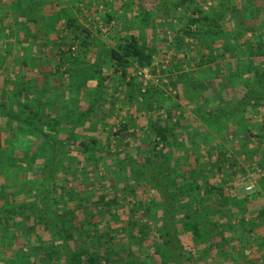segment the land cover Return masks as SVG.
<instances>
[{
    "label": "trees",
    "instance_id": "obj_1",
    "mask_svg": "<svg viewBox=\"0 0 264 264\" xmlns=\"http://www.w3.org/2000/svg\"><path fill=\"white\" fill-rule=\"evenodd\" d=\"M147 1L157 3L156 7L171 8L169 15L172 16H175L180 7L187 9L195 2V0ZM259 1L260 3L255 5L251 22L242 21L241 18L236 19V17L239 16V12L242 13L246 9L244 8L245 3L254 6L256 0H216L217 5L224 6V10L232 14L231 23L225 21L224 16L221 19L215 17L210 21L209 30L202 29V27L198 30L197 26L195 29H191L189 27L191 24H200L203 18L210 17L208 14H205V17H196L195 14L202 11L195 8L196 10L194 9V13L188 19L184 29L179 28L178 25L173 29V33L177 32V34L175 33L176 50L178 53L183 51L184 58L182 61L173 60V65L168 67V71H173L176 75L175 80L171 78L172 83L177 88L181 86L187 91L192 89L191 94L186 95V99L192 105L193 113H200V119L203 118L207 124H211V130L225 139L222 144L220 142L212 143L210 138L214 139L215 136L209 134V131L191 137L195 134L194 129L195 132L198 131V126L191 123L192 121L187 124L183 123L186 118L194 119L191 114L185 117L184 113H180L177 120L173 122L172 110L178 109L180 104L169 99L160 87L149 85L145 91H142L137 76H133L127 81V77L131 74L130 69L135 66L134 64L137 63L138 67L150 66L157 51L155 46L143 42L139 32L131 30L118 40H111V44H108L100 41L87 27H83L78 33L75 29L76 21L65 10L56 7L60 6V2L57 0L51 2L53 4L50 6L52 7L49 12L50 16L43 14L39 17L31 16V10L37 4L36 1L30 0V6L26 10L23 9L27 6L24 0L11 2V6L22 11L26 17L20 25L23 35L20 34L19 41L16 45L14 44L16 47L13 56V58L15 57L14 62L20 67H22V63L25 66L28 65L29 60L32 63L31 67H40L43 63L49 67L52 66V71L44 72L45 79H48L49 73H51V78L54 76L56 82L59 81V87L60 84L62 87L52 85V80L49 78L46 83L47 87L44 89L47 91H51V88H53L52 90L68 89L71 91L68 92L69 100L66 102L64 100L66 113L55 114L56 124L53 129H50V132L43 126L38 127L34 121L35 118L40 117L36 110L32 109L27 113L29 119L33 117V120H30L32 127L28 129L30 134L27 140L28 146L32 148L33 144L38 142L34 153L28 158L32 162L31 166L35 165L33 170L38 171V174L27 175V179L21 182L26 190L31 189V192H28L29 195L25 192V195L31 198L29 206L21 204L18 199H16L17 201L13 200L14 195L12 191L7 190L6 186L0 189V205L4 201L3 206H6L4 207L6 211L0 209V243L12 251V254L10 251L7 252L11 255L7 257V253L3 254V250H0V264H112V257L122 253H125L126 260L130 264H242L244 256L239 255L241 254L239 246L236 249H227L230 242L227 243L226 239L229 237L228 233L232 231L231 221L235 216L231 215V218L228 215L229 209L237 208L242 216V228L247 232L254 230L255 233L257 226L250 229L249 222L253 219L255 222L264 219V208L248 213L245 206L248 194L239 195L240 197L225 194L227 187L236 192L233 177L237 173V169L240 168L239 162L234 158L229 159L227 153L230 142V145L237 148L236 153L251 152L255 156L257 165L261 164L260 166L264 169V118L261 121L254 119L255 114L264 108V66L261 67L253 57L256 54L264 56V0ZM139 3L143 14L149 15L152 12L151 8L149 11L146 4ZM125 4V9L129 10L130 8L132 11L134 7L130 4L127 5V2ZM255 13L261 14V16ZM144 17L145 20L148 19V16ZM113 18L110 15L107 20ZM128 21L135 24L137 18L134 19V16H130ZM162 21L171 23L172 18L162 19ZM3 22H8V15L5 13ZM36 23H38V27L35 26ZM171 24L174 25V23ZM59 25L66 33L63 36H58L59 41H54L49 38V35L55 31L58 32L57 26ZM5 28L0 25V67L7 61L6 55L10 52L7 48L10 42L8 40L5 44L2 42L6 35ZM247 31L253 32V38L245 37ZM167 33L169 34V30ZM187 35L194 37L193 41H200L203 44V49L197 50L196 53L191 50L193 42L184 40ZM256 38H259L258 46H256ZM38 42L46 45L50 43L48 47L53 44L59 45V58H54L51 53H47L46 59H43L39 54L37 58L30 57V55H35L30 51L37 47ZM77 42L80 44L77 45ZM63 46L67 49H62ZM96 46L99 51H96L98 56L94 61L92 55ZM20 51L24 52L23 56L18 53ZM218 59L220 61H217ZM183 63L192 68L183 69ZM104 64L109 66V71H103ZM203 65L206 67L203 68ZM63 67L65 69L62 71ZM212 69L215 73L208 76ZM114 77H117L119 81H126L130 90H135L136 93L138 91L144 101L142 104L146 103L143 107L145 114L148 113L146 111L155 107V103H159L158 111L167 100L168 104L170 101L172 103L168 107V118L163 119L159 112L152 115L151 118H147V127L150 132L146 136L147 138L142 141L143 145L149 144V146L137 150V155L128 152L123 154L118 151L113 155V159L117 162H115L116 170L114 171H121L125 176H128L129 181L130 178L135 179V182H140V179H143L142 181L150 185L158 195L154 197V207L149 200L143 201L146 213L149 214L153 209L158 218L155 225L148 224L149 227L146 228L133 223L124 226L123 230H120L119 226L117 227V223L122 221L120 216H122V210L124 211L122 208L125 207V204L119 201L116 194L107 199L106 195H96V192H93L96 196L91 199L90 194L83 198L79 192L80 188L90 180L88 172L89 166L93 165L91 162L98 160L95 152L93 153L91 150L107 151V146L104 148L100 138L94 135L96 133L92 134L96 125L93 128L85 126L91 113L84 109L80 103L91 104L88 109L93 110V103L99 101L107 83ZM227 79L232 80V86H225ZM64 81L67 88L63 85ZM112 88L114 89V87ZM210 88H214L215 91V95L212 97L208 92ZM222 94L223 96H220ZM224 99L233 101V106L228 107L227 101ZM56 100L59 101V99L48 97V105L56 104L55 107L51 106L48 109H54L56 112L61 110V106L57 104L59 102ZM213 100L217 102L211 104ZM73 103L80 105L78 117L74 120H72V113L76 107H73ZM43 116H47V113H44ZM61 116L70 125L68 129L58 126ZM129 131L132 135L135 134L126 121L123 123L120 133L129 134ZM227 131L228 134L233 133L238 144H235L233 139L226 138ZM63 132L67 133L65 139L60 138V133ZM185 132L186 135H183L182 133ZM153 134V140H149ZM179 137L182 139L179 140ZM76 143L81 147L82 153H76L71 157ZM160 143H163V149L166 150V146H169L170 149L163 152V149L158 148ZM3 144L0 132V150L3 148ZM98 145L100 147H97ZM189 145L195 147L194 159L188 155ZM49 149L53 150L52 155L46 157V150ZM182 152L185 153L183 157H185L187 166L182 163L181 155H177ZM108 155L111 157L110 151ZM81 157L84 159V165L79 171L71 164L74 162V158L76 163H80L79 158ZM17 160L24 161L22 158ZM136 160L137 164L134 165ZM42 162L44 164L42 168L41 166L40 169L39 166L36 167L37 163L41 164ZM66 162L69 163L66 168L59 165ZM21 166L23 167L18 166L19 169L26 168L27 163H23ZM60 172L67 174H65L66 181L82 178V182L78 185V191L72 189L70 192L66 191L65 184L58 181L57 175ZM167 178H169L168 184H166ZM200 178L202 181L198 182ZM262 183L264 185V180ZM47 185L48 190L45 189ZM132 186L129 185L128 190L136 196V187ZM127 195L125 194V196ZM70 203L79 204L81 209L72 208ZM215 203L222 206V211L227 212L226 216L222 217L218 214L220 219L215 217L220 209L211 207V204ZM63 205L71 207L70 210H63ZM138 208L139 206L135 204L131 211L136 212ZM160 223L164 225L160 226ZM170 224H173L174 228L166 230V226ZM41 232H47V236H41ZM182 234L191 237L194 242L198 241L199 249H195L196 242L192 249H188L183 243ZM169 236L171 237L169 238ZM173 237L175 246L180 249L179 256L172 252L174 247L171 238ZM260 239L259 236L255 241ZM126 240L127 244H124ZM17 245H20V248L16 249ZM24 245L29 246L25 252L22 248ZM134 251H137L135 253L138 256L132 255Z\"/></svg>",
    "mask_w": 264,
    "mask_h": 264
},
{
    "label": "rangeland",
    "instance_id": "obj_2",
    "mask_svg": "<svg viewBox=\"0 0 264 264\" xmlns=\"http://www.w3.org/2000/svg\"><path fill=\"white\" fill-rule=\"evenodd\" d=\"M4 3L2 4V2ZM17 0H0V25L2 27H6L5 37L3 38V44L10 42V44L7 46L9 53H12V51L16 48L15 45L19 41V35H23V29H21V24L23 21H25V16L22 11L19 9H16L12 7L11 2H16ZM26 2L25 5H27L25 8L29 7L30 0H24ZM36 1V5L31 10L32 15L35 17H39L43 14L50 16V7L56 0H34ZM47 1V2H46ZM57 2H60V6H56L59 8H62L65 10L68 15L71 16L76 21L75 29L79 33L80 30H82L83 27H87L91 33H93L100 41L106 42L108 44H111V40L115 41L124 36L125 33L130 32L131 30H134L135 32H139L141 34L142 40L145 44H148L150 46H155L156 48V54L154 55V59L152 64L150 65L153 72L156 74H159L162 76V81L159 83L158 87H160L161 90H163L164 94L169 97V99H173L177 102H179L178 109L172 110V121H176L177 117L180 115V113H184V116L187 117L188 115L193 116V120H189L188 118L183 120L184 124L189 123H195L196 126H198V131L194 129V135L191 137H195L196 134H201V132L209 131V134L215 136L214 139L210 138L212 140V143H218L221 144L225 142V139L220 137L215 131H212L211 124H207L206 121L202 118L200 119V113H193V110L191 109L192 105H190L189 101L186 99L187 94H191L192 89L187 91L186 89L177 88L175 85H173L172 81L176 79L175 72H169L168 67L170 65H173V60H183L184 58V52L180 51L177 52V43H175V33H173L174 26H179V28L184 29L185 25L189 18H191L192 13H194V9H201L202 12H198V14H195V16H206L205 14L210 15L208 19H202L200 24L193 23L189 27L192 29H195L197 26V29L199 30L200 27L202 29L209 30V24L210 21L213 20L212 18H215V16L218 17V19L225 18V21L230 23L231 20V13L226 12L224 10V6L217 5L216 0H195V2L187 9L184 7H180L179 11L175 13V16L169 15L170 9L169 7H156L155 2L147 1V0H57ZM125 2H127V5L130 4V6L134 7L132 11L125 9ZM139 2L146 4V7L151 8V13L149 15L143 14L142 9L139 8ZM45 5H47L45 7ZM260 1L256 0V4H253L254 6L247 5L248 3H245L244 8H246L242 13L239 12V16L236 17V19L241 18L242 21L246 20L247 22H251L253 20L254 12H255V5L259 4ZM229 6V5H228ZM65 8V9H64ZM158 8V9H157ZM28 9V8H27ZM196 10V9H195ZM146 11H148L146 9ZM56 12V11H55ZM54 12V15H55ZM224 12V14H223ZM8 15V22H3V14ZM142 14V15H141ZM153 14V15H152ZM223 14V15H221ZM256 14V13H255ZM264 14V13H263ZM112 15L114 18L111 20H107L108 16ZM261 16V14H256ZM130 16H134V19L137 18V22L135 24L131 23V21H128ZM144 16H148V19L145 20ZM153 17V18H152ZM172 18V22L174 23H168L162 21L168 18ZM234 18V17H233ZM261 20V18H260ZM136 21V20H135ZM256 24V23H255ZM9 25V27H7ZM33 25V24H32ZM35 26H39L38 23L35 24ZM58 32L55 31L53 34L49 35V38L52 40L59 41L58 36L65 35L66 31L62 30L60 28V25L57 26ZM148 27V28H146ZM169 30V34L167 35L166 32ZM251 30V29H249ZM258 30V29H257ZM4 34V33H3ZM155 34V35H154ZM245 37L253 38V32L247 31L245 34ZM194 37L192 36H186L184 40L188 42H193L191 45V50L196 51L203 49V44L200 43V41H193ZM256 46H258L259 38L255 39ZM52 42V41H50ZM15 44V45H14ZM50 44V43H47ZM80 44V42H77V45ZM216 46V45H215ZM42 42L37 43V47L34 48L35 55L30 57L37 58L38 54L41 56V53H43V49L47 48ZM6 48V47H5ZM52 52L51 55H53L54 58H59V45L53 44V46L50 47ZM62 49H67V47H64ZM41 50V53H39ZM56 50V51H54ZM94 53L92 55V60L95 61L97 58V52L99 49L97 46L95 47ZM204 51L206 52L207 49L205 48ZM32 53V51H30ZM101 52V51H100ZM177 53V55H175ZM33 54V53H32ZM10 55V54H9ZM8 55V57H9ZM7 56V55H6ZM254 55L255 62L259 63L262 66H264V56H257ZM245 57V56H242ZM262 60V61H261ZM217 61H220L218 59ZM7 61H5L4 65L0 67V132L2 133V140H3V148L0 150V189L3 186L7 187V190L10 192L12 191L14 197H12L13 200L18 199L21 204H26L29 206V202L31 201L29 198L28 192H31V189L28 191L24 186L21 185L22 180L27 179V175L34 176L38 174V171H34V166H31V160H29V156H31L34 153V148L37 147L38 142L36 141L32 148H30L28 145V136L30 135L28 132V129L32 127V123H30V120H33V117L29 119L27 116V113H29L30 110L34 109L36 110L38 116H41L40 114L47 113V116L37 117L34 119L36 121L38 127H45V130L51 131L50 129H53L54 125L56 124V119H54L55 114L63 115L66 113L67 109L66 104L64 105V100H69V94L70 92L68 89L62 90V92L59 93V89H57V97L56 99H59V103L61 106V110L54 111V109H49V107L54 106L56 104L48 105L47 103H42L41 96L35 95V97H30L27 92H25V89H21L18 93H14V88L11 89V93L7 92V88H3V84L6 83L8 77L11 76V72L7 71L5 68V64ZM211 63V62H210ZM209 63V64H210ZM78 64V63H77ZM214 64V63H212ZM135 66L132 67L131 74L127 77V81L131 79L133 76H136L137 69L139 68L137 63L134 64ZM206 67L203 65V68ZM109 66H106L105 64L102 66L103 71H109ZM182 68L185 70H189L192 67L190 65L183 63ZM65 67H63L61 70L63 71ZM52 71V66H48V69L45 71H39L35 75L39 76L36 79L37 80H46V75L44 72H50ZM212 73H215V71L210 70V74L208 73V76ZM10 75V76H9ZM13 75V74H12ZM16 76H18V81L16 80L17 84H22L20 78V73H16ZM12 77V76H11ZM50 80L54 79V76L51 78V73H49L48 79ZM173 80H172V79ZM56 80V79H55ZM219 80V79H216ZM215 80V83H216ZM118 83L117 85H115ZM232 80L227 79L225 81V86H232ZM114 86H113V85ZM64 87H66V82L64 81ZM149 85H153L150 83ZM154 86V85H153ZM214 88L215 84L213 83ZM114 87V89L112 88ZM3 88L4 91L1 89ZM23 88V86H22ZM117 88V89H116ZM214 88H210L208 90L209 95L212 97L215 95ZM10 89V88H8ZM53 88H51V95L52 98L54 96L52 93ZM39 91V90H36ZM38 93V92H37ZM218 93V92H216ZM220 96H223L220 95ZM142 97L138 94V91L136 93L135 90H130V88L127 86L126 81H119L117 77H114L111 79L107 86L104 89L102 97L99 99L98 102L93 103L94 108L90 111L88 109L91 107V104H85L80 103L81 106L86 109L90 114L89 118L87 119L86 125L88 128H93L96 125L95 131L92 132V134L98 136L104 146V148L107 146V151L99 150L93 151L95 152L97 161L93 160L91 163L93 165L89 166L90 170L88 172V176L90 180L86 182L85 185L80 188L79 192L80 195L85 198L89 195L91 199L95 198L96 195H106L107 199L114 197V194L118 196L119 201L122 204H125L122 209V221L120 220L117 223V227L119 226L120 230L124 229V226H127L129 223L137 224L138 226H142L143 228L149 227V225H155L158 221V218L155 216V211L151 209L152 211L148 214L146 213V208L144 207L143 201H150L151 205L154 207V202L157 193L152 189V187L148 184H145L143 179H140V182H135L136 180L133 178H130V181L128 180V176L121 171H114L116 170L115 162L116 160L113 159V155L116 151L118 152H128L130 154L137 155V150L146 148L148 145H143V139L147 138L146 136L150 132L149 128L147 127V118L152 117V115H156L159 112L160 117L163 119L168 118L169 112L168 107L172 104L171 101L168 104V100L165 104L160 108L158 111V104L155 103V107L153 109H150V111L143 112V107L146 105V103L143 105L144 101L141 100ZM227 98V97H225ZM227 101L226 105L228 107H232L234 102L230 99H224ZM39 102V103H38ZM217 101H212L211 104ZM38 103V104H37ZM69 103V102H68ZM3 104V105H2ZM142 104V105H141ZM168 104V105H167ZM40 106V107H39ZM65 106V107H64ZM76 107V110L72 113V120L78 117V103H73V107ZM88 106V107H87ZM43 108V109H41ZM53 108V107H52ZM217 108V106H216ZM205 109V108H204ZM43 110V111H42ZM184 111V112H183ZM205 111V110H204ZM228 111V110H227ZM148 115V116H147ZM44 117V118H43ZM184 117V118H185ZM264 118V108L259 110L254 116V119H258L259 121L263 120ZM201 122H200V121ZM128 121L129 128L133 129L135 132L134 135L128 132L129 134L120 133L121 128L123 127V123ZM194 121V122H193ZM59 127L68 129L70 125L66 123L65 119L63 117H60V123L58 125ZM20 130V131H19ZM24 130V131H22ZM26 130V131H25ZM192 131V129H191ZM28 132V134H27ZM32 133V132H31ZM98 133V134H97ZM146 133V134H145ZM60 138L65 139L67 136V133H60ZM183 135H186L185 133H182ZM144 135V136H143ZM66 136V137H65ZM143 136V137H142ZM65 137V138H64ZM154 134L149 137V140H153ZM82 138V137H81ZM184 138V137H183ZM226 138L228 140H232L235 142V144H238V140L234 138L233 133H229L227 131ZM182 138L179 137V140ZM209 141L208 139H206ZM61 141V140H60ZM149 142V141H148ZM210 142V141H209ZM241 142V141H239ZM193 145L195 146L194 142L191 141ZM105 144V145H104ZM108 144V145H107ZM231 143H228L229 152L227 153V157L229 159H235L239 162V169H237V177H233V185L236 192H233L230 190V188L225 189V194L229 195L232 194L240 197L239 195L242 194H248L249 197L246 198V208L247 212H254L257 210H261L264 208V185L262 181L264 180V169L262 166L257 165V162L255 161V156L250 153H236L235 148L233 145H230ZM188 146V155L194 159L195 158V147ZM205 146V145H202ZM209 146V145H208ZM212 146V145H211ZM97 147H100L98 145ZM207 147V146H206ZM214 147V146H212ZM159 149H163V143H160L158 146ZM166 150L170 149L169 146L165 147ZM173 148V147H172ZM74 151L70 155L75 156L76 153L81 154V147L76 143V145L73 147ZM96 150V149H95ZM163 149V152L166 151ZM213 150V149H211ZM47 154L46 157L49 155H52L53 150L49 149L46 150ZM78 151V152H77ZM104 151V152H103ZM109 151L111 152V157L108 155ZM174 151V149H173ZM108 154H106V153ZM90 153V152H88ZM208 153V152H205ZM144 154V153H142ZM185 153H178L177 155H181L180 158H182V163L185 164V157H183ZM83 157V156H82ZM79 158L80 163H76V159L74 158L72 162L73 168L78 169L79 171L82 170V166L84 165L83 158ZM125 157V156H124ZM18 158H22V160H17ZM43 160L45 159L42 158ZM140 159H143L140 157ZM181 161V160H179ZM23 163H27L26 168H20L23 167ZM117 163V162H116ZM79 164V165H78ZM134 165L137 164V160L133 163ZM19 167H18V166ZM62 168H66L67 165H69L68 162L66 163H60L59 164ZM31 166L30 170L27 171L28 167ZM39 166V167H38ZM44 166L43 162L41 164H36V167L40 169ZM184 166H187L185 164ZM196 166V165H195ZM60 167V168H61ZM244 168V170H242ZM37 169V170H39ZM34 171V172H33ZM66 173L60 172V174L57 175L58 181L65 184V189L67 192H70V190H76L78 191V185L80 182H82V178L79 177L78 179H72L69 181H66L65 176ZM127 174V173H126ZM67 175V174H66ZM69 175V174H68ZM74 175V174H73ZM70 177V176H69ZM72 178V177H71ZM166 184L169 182V178L166 179ZM202 178L199 179L198 182H201ZM130 182V184H127ZM131 185H134L136 187V196L133 195V193L129 192L128 187ZM252 185V189L250 191L247 190V186ZM50 188V187H49ZM48 190V185L45 188ZM47 190H44L47 192ZM25 192L27 195H25ZM44 192V194H46ZM93 192H96V195H94ZM125 194H128L125 196ZM17 201V200H16ZM68 204V203H67ZM135 204L139 206L136 212L131 211L132 207H135ZM3 204L0 205V209L3 211H6V206ZM13 205V204H12ZM46 205V204H45ZM72 208H79L81 209L79 204H72L70 203ZM210 205V204H209ZM212 208L219 207V213H217L216 218H219V215L226 216L227 212L222 211V206L218 204H211ZM229 207V206H228ZM227 207V208H228ZM63 210H70L68 205L62 206ZM72 214H74L72 212ZM219 214V215H218ZM213 215H215L213 213ZM229 216L231 215H237V217H233L231 221V232L228 233L229 237L226 239V242L229 243L227 249H236V247L239 246V250L241 254L244 256L242 259V264H264V219L258 220V221H250V229H253L254 226H257V230L254 233V230H251V232L245 231L244 228L241 226V218L240 212H238L237 208L229 209ZM149 224V225H148ZM148 225V226H147ZM164 224L160 223V226H163ZM253 227V228H252ZM171 228H174L173 224H170L169 226H166V230H171ZM155 232V231H154ZM47 232H41V236L46 235ZM47 236V235H46ZM45 236V237H46ZM260 236V240H257V238ZM171 236H169L170 238ZM182 240L183 243L186 244V246L189 248L194 247V243L196 242L195 249H199V242L193 241L191 237L185 236L182 234ZM262 240V241H261ZM172 245L174 249L172 252L176 255H180V249H178L175 246V238H171ZM124 244H127V240L124 242ZM16 249L20 248V245H17L15 247ZM23 251H27L29 249V246L24 245ZM0 250H3L4 252H9L12 254V251L9 250V247L4 246V244L0 243ZM8 250V251H7ZM137 251L133 252V256H138ZM10 253H7V257L11 256ZM188 255V254H187ZM238 261H240L239 258H237ZM112 264H130L126 260L125 253L114 255L112 257Z\"/></svg>",
    "mask_w": 264,
    "mask_h": 264
},
{
    "label": "crops",
    "instance_id": "obj_3",
    "mask_svg": "<svg viewBox=\"0 0 264 264\" xmlns=\"http://www.w3.org/2000/svg\"><path fill=\"white\" fill-rule=\"evenodd\" d=\"M215 17H217V16H215ZM53 36L54 35H52L51 38H53ZM43 44L45 46L48 45V44L46 45L45 43H43ZM15 50H16V48L12 51V53H8L7 54V57H8L9 54L10 55L7 58V62L5 64V68H6L7 71L11 72V76L12 77L9 75L10 77H8L6 83H4L2 85L3 88H7V92L8 93H11V89L12 88H14V93H18L19 91H21V89L22 90L25 89V92H27V94H29L30 97H35V95L37 94V95L41 96L40 98H41V101H43L42 103H47L48 102V97L51 95V91H47V90L44 89V87H47L46 83H47L48 79L43 80V81L42 80H37L36 78L39 77V76L35 75L39 71H45L46 69H48L47 64L43 63V64H41L40 67H31L32 63L29 60L28 61V65L25 66L24 63H22V65H21L22 67H20L18 64H16L14 62V58L15 57L13 58V56H14ZM43 51H44L43 53H41V50L39 52V53H41V57L43 59H46L47 53H51L52 52L50 47H47V48L43 49ZM54 51H56V50H54ZM18 53H20V55H22V56L24 54L23 51H20ZM32 53L35 54L34 50H32ZM12 58H13V61H11ZM16 73H20L19 77L23 78V79H21V83L22 84L19 83V84L16 85L15 81L16 80L18 81V79H16V78H18V76L15 75ZM52 85L59 87V81L57 80V82H56V80L53 79L52 80ZM22 86H23V88H22ZM60 87H62V84H60ZM3 88L1 89L2 91H4ZM8 88H10V89H8ZM19 88H21V89H19ZM36 90H39V91H36ZM56 90L57 89L52 90V91H54V93H52V95L54 96V99H56L55 97H57V91ZM60 92H62V90L59 89V93ZM50 98H52V96H50ZM47 110H49V109H47ZM43 114H41V116H43Z\"/></svg>",
    "mask_w": 264,
    "mask_h": 264
},
{
    "label": "built area",
    "instance_id": "obj_4",
    "mask_svg": "<svg viewBox=\"0 0 264 264\" xmlns=\"http://www.w3.org/2000/svg\"><path fill=\"white\" fill-rule=\"evenodd\" d=\"M136 76L141 83L142 91H145L150 83L154 86H158L162 81V76L154 73L151 66L139 67L137 69ZM252 187V185L247 186V190L250 191Z\"/></svg>",
    "mask_w": 264,
    "mask_h": 264
}]
</instances>
